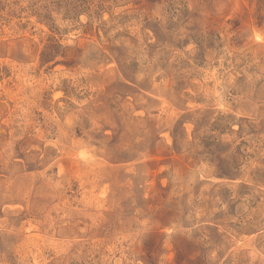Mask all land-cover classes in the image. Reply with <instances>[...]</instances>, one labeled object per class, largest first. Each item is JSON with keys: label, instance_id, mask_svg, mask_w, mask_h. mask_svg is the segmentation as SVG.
I'll return each mask as SVG.
<instances>
[{"label": "rangeland", "instance_id": "1", "mask_svg": "<svg viewBox=\"0 0 264 264\" xmlns=\"http://www.w3.org/2000/svg\"><path fill=\"white\" fill-rule=\"evenodd\" d=\"M0 264H264V0H0Z\"/></svg>", "mask_w": 264, "mask_h": 264}]
</instances>
